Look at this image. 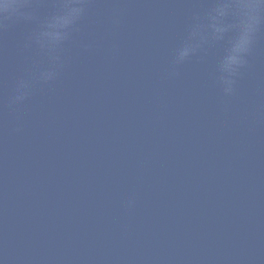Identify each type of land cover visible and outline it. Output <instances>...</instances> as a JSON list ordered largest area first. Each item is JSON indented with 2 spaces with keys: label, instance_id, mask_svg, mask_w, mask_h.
Listing matches in <instances>:
<instances>
[{
  "label": "water",
  "instance_id": "water-1",
  "mask_svg": "<svg viewBox=\"0 0 264 264\" xmlns=\"http://www.w3.org/2000/svg\"><path fill=\"white\" fill-rule=\"evenodd\" d=\"M208 3L92 0L20 105L47 58L0 30V264H264V34L224 96L219 48L172 63Z\"/></svg>",
  "mask_w": 264,
  "mask_h": 264
},
{
  "label": "clouds",
  "instance_id": "clouds-1",
  "mask_svg": "<svg viewBox=\"0 0 264 264\" xmlns=\"http://www.w3.org/2000/svg\"><path fill=\"white\" fill-rule=\"evenodd\" d=\"M49 0H0V30L19 24L32 25L25 47L35 49L47 63H33L17 78L12 105L23 104L38 85L55 81L64 67V47L79 31L92 0H54L53 10L42 13ZM264 34V0H210L195 13L173 53L178 66L206 52L220 49L216 81L224 96H232L241 70L249 63L257 38Z\"/></svg>",
  "mask_w": 264,
  "mask_h": 264
}]
</instances>
